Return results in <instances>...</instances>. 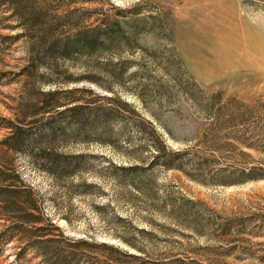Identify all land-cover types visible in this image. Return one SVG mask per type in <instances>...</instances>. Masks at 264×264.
<instances>
[{
	"label": "rangeland",
	"instance_id": "1",
	"mask_svg": "<svg viewBox=\"0 0 264 264\" xmlns=\"http://www.w3.org/2000/svg\"><path fill=\"white\" fill-rule=\"evenodd\" d=\"M27 1L50 15L100 7L117 19L138 20L135 37L129 38L130 49L121 45L111 56L105 52L66 63L73 76L93 78L81 79L77 85L119 96L117 100L132 104L135 113L112 102L119 111L115 118L105 122L93 112L83 131L59 142L57 151L82 155L79 172L71 176L55 179L26 150H15L16 143L8 140L10 123L27 115L34 100L25 99L30 89L22 71L25 38L16 37L19 29L9 27L15 19L0 5V186L20 185L18 180L30 186L32 197L42 200L45 216L65 235L94 236L139 254L118 237L135 235V227L153 233L137 236L136 242L146 255L164 261L264 264V177L222 185L210 180L220 179L224 172L210 177L187 165L185 170L193 178L176 169L146 168L149 155L144 149L127 159L103 141L114 134L128 150L124 138H133L135 145L139 142L131 123L151 120L172 148L195 145L199 161L207 160L217 169L247 162L264 174V0ZM133 7V13L125 11ZM119 60L130 64L123 69ZM42 72L40 68L34 73L39 82ZM53 87L40 83V89ZM209 103L216 106L210 108ZM230 112L241 123L219 126L213 142L218 150L213 151L205 136ZM131 164L139 167L128 169ZM6 194L0 191V234L19 216L18 211L1 208ZM224 229L227 234L222 236ZM27 238L13 229L0 236V264H38L39 258L26 248Z\"/></svg>",
	"mask_w": 264,
	"mask_h": 264
},
{
	"label": "trees",
	"instance_id": "2",
	"mask_svg": "<svg viewBox=\"0 0 264 264\" xmlns=\"http://www.w3.org/2000/svg\"><path fill=\"white\" fill-rule=\"evenodd\" d=\"M0 5L8 12V17L15 19V24H10L9 27L13 30L19 29L16 37L25 38L26 64L22 71L30 85L25 99L34 100V104L28 108L31 110L27 115L19 118L16 124L10 123L11 133L8 140L16 143L15 150H26L25 152L38 162L40 169L55 179L78 173L82 155L57 151L58 143L66 140L69 134L83 131L93 112L97 119L105 122L115 118L119 111L113 109L112 102H117L133 113L135 110L132 104L117 100L119 96L102 95L90 88L77 85L81 79L93 78L89 75L73 76L69 72V64L66 63L83 57H97L105 52L111 56L121 45L130 49L132 41H129V38L135 37L137 32L135 23L137 24L138 20L132 17L117 19L103 12L100 7H78L61 14L50 15L43 8L27 0H0ZM128 9L125 11L133 13L136 10L135 7ZM106 59L108 62L111 61L108 56ZM118 63L123 69L130 64L127 60H119ZM40 68L43 70L39 75L41 82L34 74ZM40 83L54 87L40 89ZM69 83L76 85L63 88V85L68 86ZM84 93L90 95V98H83ZM209 104L210 108L216 106V103ZM222 108L224 107H220ZM65 117L68 120L64 121ZM238 122V116L230 112L224 122L217 120L213 123V127L209 128L205 136V141L212 147L211 150H218L213 142L218 136L219 126L226 125L229 128L241 123ZM91 123L94 121L91 120ZM131 125L139 142L135 145L131 137H126L123 141L132 147L135 145V148L129 146L127 150L125 146H120L121 141L114 134H108V138H104L103 141L114 149L121 150L127 159H130L128 155L131 153L144 149L149 155L146 168L159 166L169 170L176 169L193 178L196 176L185 170L187 165L191 166L192 171L208 173L210 177L212 174L213 177H218L221 175L219 172H224L220 179L210 180L222 185H236L264 177L263 173L258 172L257 167L250 166L247 162L240 166L229 163L222 169H217L207 160L199 161L197 154L199 150L195 145L185 144L172 148L167 144L164 133L151 120H145V124L132 122ZM28 131L33 132L30 134ZM165 131L172 138L170 130L165 128ZM101 135L104 134H98L99 137ZM98 136V140L102 141ZM229 145L231 146L229 150H232L233 145ZM239 153L241 156H249L244 151ZM138 167L137 164H131L128 169ZM18 183L20 185L6 182L0 186V191L7 193L1 200L3 204L1 208L6 212L19 213V216H14L13 225L6 232L13 229L20 232L22 237L27 235L26 248L33 250L35 256L39 258L38 264H196L192 258L164 261L161 256L146 255L145 250L137 244L136 237L153 233L135 227L133 228L135 235L119 234L118 237L139 254L128 252L119 245L97 241L94 236L76 238L65 235L63 229L54 223L52 218L45 216L42 200L37 202V199L32 197L33 189L20 180ZM65 219L69 220L67 216ZM6 232L0 236L3 237ZM226 234V230H222L221 235Z\"/></svg>",
	"mask_w": 264,
	"mask_h": 264
}]
</instances>
